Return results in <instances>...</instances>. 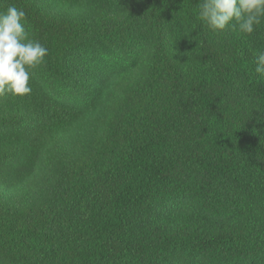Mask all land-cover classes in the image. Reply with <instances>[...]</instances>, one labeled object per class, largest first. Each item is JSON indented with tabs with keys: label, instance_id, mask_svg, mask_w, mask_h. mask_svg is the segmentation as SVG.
Here are the masks:
<instances>
[{
	"label": "trees",
	"instance_id": "obj_1",
	"mask_svg": "<svg viewBox=\"0 0 264 264\" xmlns=\"http://www.w3.org/2000/svg\"><path fill=\"white\" fill-rule=\"evenodd\" d=\"M201 3L0 0L48 50L0 97V264H264V17Z\"/></svg>",
	"mask_w": 264,
	"mask_h": 264
},
{
	"label": "clouds",
	"instance_id": "obj_2",
	"mask_svg": "<svg viewBox=\"0 0 264 264\" xmlns=\"http://www.w3.org/2000/svg\"><path fill=\"white\" fill-rule=\"evenodd\" d=\"M199 17L213 31L232 27L251 35L264 17V0H202ZM25 25L23 9L10 5L0 11V97L30 94L31 70L48 54L45 46L29 38ZM255 72L264 77V50L256 55Z\"/></svg>",
	"mask_w": 264,
	"mask_h": 264
},
{
	"label": "rangeland",
	"instance_id": "obj_3",
	"mask_svg": "<svg viewBox=\"0 0 264 264\" xmlns=\"http://www.w3.org/2000/svg\"><path fill=\"white\" fill-rule=\"evenodd\" d=\"M68 93H71V98H73L74 97V94L71 92V91H69ZM66 94V93H65ZM76 96V95H75Z\"/></svg>",
	"mask_w": 264,
	"mask_h": 264
}]
</instances>
